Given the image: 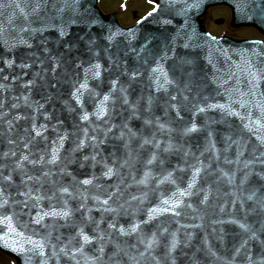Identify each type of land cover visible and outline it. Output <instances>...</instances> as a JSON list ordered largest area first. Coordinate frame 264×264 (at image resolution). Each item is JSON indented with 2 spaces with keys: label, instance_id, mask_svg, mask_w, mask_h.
<instances>
[{
  "label": "snow or ice",
  "instance_id": "6c2138e0",
  "mask_svg": "<svg viewBox=\"0 0 264 264\" xmlns=\"http://www.w3.org/2000/svg\"><path fill=\"white\" fill-rule=\"evenodd\" d=\"M12 7L19 10L27 25L26 27H21L19 32L28 33L29 38L26 39L21 35L18 39L13 38L10 42L5 37V28L0 26V42L3 43L5 50L11 53L20 46L31 49L32 44L30 40L37 34H40L42 38L38 43L41 46V51L45 54L44 58L41 59L37 52H27L24 55L31 60V63L22 60L20 64L16 65L20 69H31L37 63L41 66V71L33 72V78L25 82L22 87L29 89L30 92L33 87L37 86V78H39L43 87L56 89L57 84L65 82L55 75L57 69H63L62 75L64 76L71 77L75 75L76 79L71 80L72 91L70 92V96L80 108V112L78 113L79 120L87 122L92 129V134H89L88 127L81 128L82 138H79L75 142V147L69 150V155L81 151L87 146L91 149V152L88 155H82L79 167L83 168L87 163L90 168L94 169L99 164L102 166V170L100 177L95 172L90 177L82 180L73 175L68 170V164L74 163L75 158L61 157V149L68 139V133L67 131L63 133L56 131V125H53L56 138L50 141L51 146H46L37 159H30L31 153L21 154L15 161V168L10 170L8 175H4L0 171V241L4 243L6 248L11 249L13 252L25 253L26 264H33L34 258L38 259V264H60L62 258L67 262H71V264H100L105 255V245L103 242L105 241L106 234L110 240V232L111 230H115L122 236L136 234L139 243L144 246V250L139 253L140 257L144 258L147 254L156 264H160L159 258L152 254L153 250L160 246V239L154 231L145 237L143 235V228L157 219L159 215L172 212L179 216L180 213L176 211V208L183 203L182 198L192 195L191 189L195 186L197 177L204 168L211 165H205L203 160L196 157L197 165L199 166H189L192 169V175L187 188L180 189L177 186V191L173 192L171 197L162 198L159 205L147 210V219L134 220L127 228L123 225H119L118 227L115 222V216L120 215L124 205L121 204L113 207L110 204V201H113V198L117 197V193H120L119 185H111L110 187L114 191L108 192L107 188H104L99 183H94V181L101 177L110 179L118 176L120 168L125 166L131 167V162L135 159L133 156L134 150L131 147L134 141L137 142V149H145L146 146H150L153 149L146 161V165L148 166L159 164L162 167L165 165L167 162L166 157L162 154L172 155L182 153L184 158H187L189 154L195 156V153H191L190 148H185L182 143L174 141L173 133H176L177 129L171 126L174 121L170 113H174L175 121H184V116L181 115L182 112L191 114L192 120L179 130V135L184 137L193 133L206 132V145L200 155L203 156L204 153H211L212 158L216 161L220 159L221 149L217 148L215 133L210 125L217 123V121L207 117V113L213 110L218 111L222 114L221 122H223L224 117H235L240 121L238 132L246 133L247 138L242 134H237L235 138L232 134H221V139L225 145L223 148L224 153H228L235 146V159H229L225 155L224 162L226 164L235 163L237 165L242 163L243 168H238L231 174L225 172L223 169L218 170L227 179L229 184L235 183L237 171L243 172V175L240 177L241 186L246 184L251 176L255 175L261 183L259 186H254L251 189L246 196V200L253 203L250 212L254 213L259 210L261 214H264V191H262L264 190V91L260 87L261 81L264 80V66L256 67L252 59L253 56H259L260 53L253 52L249 56H245L242 53V65H235L237 71H230L227 79L216 75L211 78L218 88H223V92H218L217 95H221L224 98L223 103H211L208 102L209 97H201L199 91L193 94V81L191 79L193 72L186 71V68L194 65V59L188 56H181L176 52L177 47L194 50L205 46L196 42L197 36L194 28L191 32L177 31L168 37L162 46V54L157 57H153V49L149 47L156 37L146 36L144 43L137 49L131 46L132 41L136 38L135 30L123 32L119 29H109L108 35L103 37L108 42L109 47L102 49L109 67L103 69V71L111 72L114 68L120 75L127 76L129 82H134L143 73L140 68H135L129 72L126 61L121 59V53L124 57H127L129 52L134 53L135 60L144 65H148L149 59L153 60L154 66L148 65L147 68L149 73L147 79L149 81V88L152 91L147 96H144L143 92H141V95L135 101H130L128 86L122 84L118 77L108 80L110 87L107 93L98 92L96 88L89 86V80L97 81V87L100 86L103 66L99 62L100 52L96 47L97 40L91 34V27L96 21L91 18L90 12L87 9L83 12L81 11V0H32L31 12H26L19 3L13 5L12 3L5 4L0 2V9ZM189 7H199L198 0H194ZM158 8L159 5L154 7L149 16L155 13ZM42 12L43 15H41ZM14 15L15 13L9 17L10 24ZM29 16H33L35 19L29 20ZM33 23H39L40 26L32 27ZM163 23L168 24L170 21H163ZM73 25L82 26L88 29V31H85L83 35L77 34V39L69 42L65 38L69 36V29ZM50 28H54L58 33V39L55 41L56 45L62 46L65 49L59 55L50 54L51 50L48 47V38L43 36V33ZM120 36L126 38L127 50L118 46L116 52H110L109 48ZM212 40L215 42L214 38ZM81 42L85 46V51L93 58L87 61L86 67L84 66L85 61L81 60L80 57L73 58L71 56L74 51L79 49ZM217 51L222 52L225 56L227 55L223 50L218 49ZM142 53H147V56H142ZM169 53H172V55L170 56ZM65 57L68 58L65 59ZM0 59H3V56H0ZM170 59L173 60V64L171 65L172 73H178L179 75H170L169 70L165 68L166 62ZM207 59L209 64H212L213 68H215L211 48L209 49ZM73 60L76 62L73 63ZM46 61L51 62L50 68L43 67ZM4 63L8 68H12L16 64V61L15 58L4 59ZM66 65L72 67V73H69ZM76 69H80V71L77 72L75 71ZM0 72H3V69H0ZM48 72L52 73V79L56 83L50 84L45 79ZM185 77L187 79H184ZM3 79L7 80L8 77L5 76ZM13 79H20V77L14 76ZM230 80L235 81L234 85L225 87ZM6 87V85L0 84V89H5ZM117 93L119 94L118 96L116 95ZM153 93L164 94V100L161 105H157L159 97ZM86 95L89 101L94 98L96 101L91 113L85 108L84 99ZM21 98L25 105L32 108L34 113L31 117V129L34 132V136L24 144L25 148H29V144L37 137H41L45 141L48 140L47 136L44 135L48 130V126L47 124H40L37 127L35 123L37 119L36 113H41V110L44 109V104L39 101L30 102V95H24L16 99ZM52 98L51 93L47 97H44L46 102H50ZM117 100L120 101L122 110L129 113L120 125L111 122V113L115 111ZM142 101L143 108L141 107ZM63 103L69 112L75 111L74 108L68 105L67 101ZM154 105L161 107L165 119L162 120L160 116L154 114ZM12 107L17 108L19 105L13 104ZM142 112L145 114L143 117L141 116ZM198 115L206 117L203 125L197 124L195 118ZM50 118V116L45 115L46 120ZM15 119H28V117L17 115ZM131 119H140L143 126L154 128L155 131L151 132L150 135H143L142 129L133 130L128 126L127 121ZM93 120L100 121L104 127H101L100 124H93ZM57 123L62 124L61 121ZM8 125L9 131H11L12 122L8 121ZM113 129H118V134H114ZM25 131L28 130L25 129ZM157 133L162 137H166V139H158ZM109 139L122 142L121 147L126 150L127 158H118L115 151H110L107 156L104 155V147L108 146ZM8 143L13 144L15 141L9 140ZM111 147L115 149L116 146L111 145ZM38 151L40 150L38 149ZM246 152L249 156L242 160ZM9 155L15 156L16 153L14 151L3 153L4 157H8ZM109 159H111L112 163L108 162ZM64 161H67V163ZM26 163L33 167L40 166V174L29 175L25 171ZM117 163H119V168L116 166ZM45 165H63L59 168V173L62 177L68 178L67 182L60 183L52 179L55 173L50 169L46 170L44 168ZM257 166L262 170L257 171ZM7 167V165H0V169ZM176 167L179 168V165ZM180 170L183 171V169ZM12 172L20 173L19 185L15 183ZM152 175L151 169L146 170L143 178L137 181V183L146 186ZM165 182L176 183L175 179H173V171H167L157 181V184ZM58 184L59 186H57ZM87 186H92L96 189L104 188L105 196L89 195ZM13 188H15V192L12 191ZM120 194L122 195L123 193ZM131 199L143 202L144 199H147V192L143 193L142 197L133 196ZM207 199L208 197L205 195L202 202H206ZM237 199L241 208H243L244 200ZM89 200L94 202L95 210L101 214L99 220H96L91 215L93 207L88 206ZM70 201L76 202L75 208L72 207ZM44 202H47V207L44 206ZM168 205L171 206L169 207ZM34 209L35 213L33 214ZM77 212L82 213V222L80 223L73 219ZM105 213L113 215V220L107 222V233L100 228V225L105 222ZM124 214L128 215L127 210H124ZM21 217H25V219L21 220ZM232 222L239 224V227L244 232L251 233L248 239L244 240L235 249V255H239L241 249H246L249 240H256L264 246V240H260L252 225L236 220ZM90 224L95 225L91 235L85 231V226ZM38 228L43 229V234L37 231ZM60 228H73L75 229V234L68 236L66 242L61 243L58 247L52 241L55 239L57 242H60L63 239V233L59 231ZM163 231L167 232V229ZM260 231H264V223L261 224ZM54 232L56 233L55 237H53ZM94 241L99 245L95 249V252L99 253V255H89L85 251L86 246H91ZM26 245L30 247H26ZM178 245L179 241L176 238V234L173 233L171 240L165 245L167 249L166 256L171 258V264H175V257L172 254L176 251ZM115 247L116 251L111 256H117L120 251H123L120 245L117 244ZM28 253H31V255H27ZM125 255L128 254L125 252ZM128 258L133 261V264H140L139 260L135 257L129 256ZM246 260L247 264H257V262L253 261L251 255H246ZM113 264H120V262L114 261ZM258 264H264V258L260 259Z\"/></svg>",
  "mask_w": 264,
  "mask_h": 264
},
{
  "label": "water",
  "instance_id": "95a60500",
  "mask_svg": "<svg viewBox=\"0 0 264 264\" xmlns=\"http://www.w3.org/2000/svg\"><path fill=\"white\" fill-rule=\"evenodd\" d=\"M0 2L5 4L12 3L13 5L19 3L26 12H31L32 0H0ZM85 9L90 12L91 18L96 21L91 27V34H93L97 40L96 47L100 52L99 62L103 66L101 75L102 82L100 86L97 87L98 82L95 80H89V86L96 88L98 92L107 93L110 87L108 80L118 77L122 84L128 86L130 101H135L136 98L141 95V92H143L144 96H147L152 91L149 88V81L147 79L149 75L147 68L148 65L154 66L153 60L149 59L148 65H144L135 60L134 53L129 52L127 57H124L121 53V59L126 61L129 72L135 68H140L143 73V75L138 77L134 82H129L127 76L120 75L114 68L111 72L103 71V69L109 67L108 61L102 50L105 47H109V44L103 37L108 35L109 29H119L123 32H128L130 29L120 27L118 22L113 19L111 15H103L97 6V0H81V11L83 12ZM13 13H15V15L10 24L9 17L12 16ZM41 15H43V12ZM34 19L33 16H29V20ZM163 21H170V23L165 24ZM163 21L156 22L152 30L147 33L144 30L136 31V38L132 41L131 46L138 49L141 44L144 43V38L146 36H154L156 39L149 47L153 49V57H157L162 54V46L167 41L168 37L175 34L177 31L191 32L193 29L182 30L177 27L176 21L172 19L166 18ZM0 26L5 28V37L8 38L10 42L13 38L18 39L21 35L26 39L29 38L28 33L19 32L21 27H26L27 25L23 16L15 7L0 9ZM31 26L39 27L40 24L33 23ZM194 29L197 36L196 42L205 46L194 50L177 47L176 52L181 56L193 58L195 61L194 65L186 68V71L193 72L191 78L193 81V94L199 91L201 97H209L208 102L223 103L224 98H222L221 95H217L218 92H223V88H218L217 84L214 83L211 78L216 75L227 79L230 71H237L235 65H242V53L245 56H249L253 52L260 53L259 56H253L252 59L256 67L264 66V41H231L214 38L215 42H213L212 37L208 36L203 26ZM85 31H88V29L73 25L69 29L70 34L65 40L69 42L75 41L77 39V34L83 35ZM43 36L48 38V47L51 50V55H59L65 51L62 46H58L55 43L58 39V33L54 28L48 29L43 33ZM41 38V35L37 34L30 40L32 44L31 49L20 46L11 53L7 52L3 43L0 42V56H3V59H0V69H3V72H0V84L7 86L5 89H0V105H2L0 106V165L8 166L7 168L0 169V171H2L4 175H8L9 171L15 168V161L21 154L31 153L30 159H37L46 146H51L50 141L56 138V132L53 131V125H56V131L60 133L67 131L68 133V139L61 149V157H68L69 159L75 158L74 163L68 164V170L80 180L90 177L93 172L100 177L102 166L99 164L94 169L90 168L87 163L83 168L79 167L82 155H88L91 152L89 147L86 146L81 151L69 155V150L75 147V142L79 138H82L81 128L88 127L89 134H92V129L87 122L79 120L78 113L80 112V108L70 96V92L72 91L71 80L76 79L75 75L71 77L64 76L62 75L63 69H57L55 75L59 76L61 80L65 82L57 84L56 89L43 87L39 78H37V86L33 87L30 92L29 89L22 87L25 82L33 78V72L41 71V66L37 63L34 64L31 69H20L16 65L20 64L22 60L31 63V60L24 55L27 52H37L41 59L44 58L45 54L41 51V46L38 43ZM118 46L127 50L126 38L124 36L118 37L115 43L109 48V51L112 53L116 52ZM210 48L212 50V59L215 68H213L212 64H209L207 59ZM218 49L223 50L227 55H223L222 52L217 51ZM141 55L147 56V53H142ZM169 55L171 56L172 53H169ZM71 56L73 58L80 57L81 60L85 61V67L87 66V61L93 59L90 54L85 51V46L82 42L80 43L79 49L74 51ZM12 58H15L16 64L12 68H8L4 63V59ZM67 58L68 57H65V59ZM75 62L76 61L73 60V63ZM93 62H95V60H93ZM172 64L173 60H168L165 64V68L169 70L170 75H179L178 73H172ZM43 67L50 68L51 62L46 61ZM66 67H68L69 73L73 72L70 65H66ZM75 71L79 72L80 69H76ZM5 76L8 77L7 80L3 79ZM14 76L20 77V79L14 80ZM45 79L50 84L56 83V81L52 79L51 72H48ZM184 79L187 78L185 77ZM234 83V80H230L225 87H231ZM260 87L261 90L264 91V80L261 81ZM49 93L52 94L53 98L50 102H46L44 97H47ZM153 94L159 97L157 105H161L164 100V94ZM24 95H30V102L39 101L44 104V109L41 110L43 114L36 113L37 119L35 123L37 127H39L40 124H47L48 126V130L44 133L48 140L45 141L41 137H37L29 144V148H25L24 144L34 136V132H32L31 129V117L34 113L32 108L24 104L22 98L16 99ZM116 95L118 96L119 94L117 93ZM64 101H67L68 105L74 108L75 111L69 112L66 105L63 103ZM95 102V98L89 101L87 95L85 96V108L90 113L93 111ZM201 102L203 103L202 100ZM13 104H18L19 107L13 108ZM141 107L143 108V101L141 102ZM153 112L156 116H160L162 120L165 119L161 107L154 105ZM17 115L28 117V119L16 120L15 117ZM45 115L51 118L46 120ZM111 115V122L120 125L129 113L122 110L120 101L117 100L115 111L111 113ZM144 115L145 114L142 112L141 116L143 117ZM181 115L184 116V121H175L174 113H170L174 121L171 126L177 129V132L173 133V139L175 142L182 143L185 148H190L191 153H195V156L189 154L187 158H184L182 153L172 155L162 154L166 157L167 162L165 165L162 167L159 164L148 166L146 165V161L153 149L150 146H146L145 149H137V142L134 141L131 147L134 150L133 156L135 159L131 162V167L125 166L120 168L118 176H114L110 179L101 177L94 181V183L103 185L104 188H107L108 192L114 191V189L110 187L111 185H119L120 193L123 194L117 193V197L119 198L117 199V197H114L113 201H110V204L113 207L121 204L124 205L120 215L115 216V222L118 227L119 225H123L127 228L134 220L139 221L147 219V210L159 205L162 198L171 197L172 193L177 191V186H179L180 189H186L192 175V169L189 166H199L196 160V157H199L204 161L205 165L210 164L211 166L204 168L197 177V182L191 189L192 195L182 198L183 203L176 208V211L179 212L180 215L177 216L172 212L159 215L157 219L143 228V235L145 237L149 236L151 232L154 231L160 239V246L155 248L152 254L159 258L160 264H171V258L166 256L167 249L165 245L168 244L172 238V234L175 233L179 241L176 251L172 254V256L175 257V264H247L246 255H251L253 261L258 264L259 260L264 258V246L256 240H249L246 249H241L240 254L235 255V249L238 248L244 240H247L251 233L244 232L239 227V224L233 223L232 221L236 220L241 223L252 225L253 230L257 232L260 240H264V231H260L261 224L264 223V214H261L259 210L254 213L250 212L253 203L252 201L246 200V196L251 189L254 186H259L261 181L253 175L246 184L241 186L240 177L243 175V172L237 171L235 183L229 184L227 179L224 178L218 170L223 169L225 172L231 174L238 168H243L242 163L237 165L235 163L226 164L224 162L225 155H227L229 159H235V146H233V149L229 150L228 153H224L223 148L225 145L221 139V134H232L234 138L237 134H242L247 138V134L238 132L240 121L237 118L224 117L223 122H221V113L215 110L209 111L207 117L217 121V123L211 124L210 127L215 133L217 148L221 149L220 159L216 161L212 158L211 153H204L203 156L200 155L206 145V132L193 133L184 137L179 135V130L192 120L190 113L182 112ZM195 119L198 125H203L206 117L204 115H198ZM8 121L12 122L11 131H9ZM58 121H61L62 124L57 123ZM127 122L128 126L133 130L142 129L143 135H150L151 132L155 131L154 128L143 126L142 120L140 119H131ZM93 124H100L101 127H104L100 121L93 120ZM25 129L28 131H25ZM118 131V129H113L114 134H118ZM157 138L166 139V137L160 136L159 133H157ZM9 140L15 141V143L9 144ZM121 143V141L109 139L108 146L104 147V155L107 156L110 151H115L118 158H127L126 150L121 147ZM111 145H115V149H113ZM38 149L40 151H38ZM13 151L16 153L15 156H3L4 152ZM248 156L249 154L246 152L242 160L248 158ZM64 162L67 163V161ZM108 162L112 163L111 159H109ZM177 165H179V168L176 167ZM62 166L63 165H45L44 168L46 170L50 169L55 173L52 179L60 183H66L68 178L62 177L59 173V168ZM116 166L119 168V163H117ZM148 169H151L153 174L149 183L146 186L138 184L137 181L143 178L144 172ZM180 169H183V171ZM256 170L260 171L262 169L257 166ZM25 171H27L29 175H39L41 168L40 166L33 167L26 163ZM167 171H173V179H175L176 183L171 184L165 182L158 185L157 181L161 179ZM12 175L15 183L19 185L20 173L12 172ZM121 181H123V183H121ZM57 186H59V184ZM46 187L48 186L46 185ZM87 188L89 195L95 194L102 197L105 196L104 188L96 189L92 186H87ZM12 191L15 192V188H13ZM145 192H147V199H144L143 202L131 199L133 196L142 197ZM205 195H207L208 199L206 202H202ZM237 198L244 200L243 208H241ZM70 203L73 208L76 207L75 201H70ZM189 205H191V207H189ZM44 206L47 207V202H44ZM88 206L93 207L91 215L95 217L96 220H99L101 214L95 210L94 202L89 200ZM168 206L170 207L171 205ZM124 210H127L128 215L124 214ZM34 213L35 209L33 210V214ZM81 215L82 213L77 212L73 219L80 223L82 222ZM104 216L105 222L100 225V228L107 233V222L113 220V215L105 213ZM24 219L25 217H21V220ZM94 227V224L86 225L85 231L91 235ZM164 229H167V232H164ZM37 231L43 234V229L38 228ZM59 231L63 233V239L60 242H57L55 239L52 241L56 243L58 247L61 243L66 242L68 236L75 234V229L73 228H60ZM55 235L56 233L54 232L53 237H55ZM110 237L109 240L106 234L105 241L103 242L105 245V255L100 264H113L114 261H119L120 264H133V261L128 258L129 256L135 257L139 260L140 264H156L147 254L144 258L140 257L139 253L144 250V246L139 243L136 234L132 236H122L118 231L111 230ZM117 244L120 245L123 251H120L117 256H111V254L116 251L115 245ZM133 245H135V247H133ZM98 246L99 245L94 241L91 246H86L85 251L88 252L89 255H99V253L95 252ZM26 247L30 246L26 245ZM0 249L15 257L18 264H26L25 253L11 251V249L4 246L2 241H0ZM125 252L128 255H125ZM27 255H31V253ZM33 264H38V259L34 258ZM60 264H71V262H67L62 258Z\"/></svg>",
  "mask_w": 264,
  "mask_h": 264
},
{
  "label": "flooded vegetation",
  "instance_id": "af4514ba",
  "mask_svg": "<svg viewBox=\"0 0 264 264\" xmlns=\"http://www.w3.org/2000/svg\"><path fill=\"white\" fill-rule=\"evenodd\" d=\"M193 2L194 0H180L182 7L185 5L192 11L193 15L199 17L201 1L198 0L199 7L197 8L189 7ZM245 5V0H228L224 5L203 0V12L200 18L214 34L227 33L242 36L243 32L248 31L251 35H257L256 29L252 27L254 26L253 23L248 22H250L249 20H261L262 12L256 8L248 11ZM131 6L134 15H138L139 11H149L152 8L149 0H132Z\"/></svg>",
  "mask_w": 264,
  "mask_h": 264
},
{
  "label": "rangeland",
  "instance_id": "374dc122",
  "mask_svg": "<svg viewBox=\"0 0 264 264\" xmlns=\"http://www.w3.org/2000/svg\"><path fill=\"white\" fill-rule=\"evenodd\" d=\"M108 1L109 0H102L101 3H102L103 8L107 9L110 7V4ZM118 1L121 3L122 6H127V2H125L123 0H118ZM114 6H116V9L118 10V5H114ZM130 11L131 10H126V11H123L122 13L119 12V14L121 13L123 18H128ZM123 18H122L123 22H126ZM242 35H251V33L246 31V32H243ZM0 264H15V262L11 258H9L8 256L0 253Z\"/></svg>",
  "mask_w": 264,
  "mask_h": 264
}]
</instances>
